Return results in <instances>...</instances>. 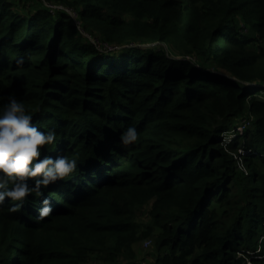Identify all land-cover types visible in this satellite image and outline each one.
Returning <instances> with one entry per match:
<instances>
[{"label": "trees", "instance_id": "1", "mask_svg": "<svg viewBox=\"0 0 264 264\" xmlns=\"http://www.w3.org/2000/svg\"><path fill=\"white\" fill-rule=\"evenodd\" d=\"M38 1L0 0V105L78 168L0 206V264L118 262L150 203L156 264H264V0H60L76 19Z\"/></svg>", "mask_w": 264, "mask_h": 264}, {"label": "clouds", "instance_id": "2", "mask_svg": "<svg viewBox=\"0 0 264 264\" xmlns=\"http://www.w3.org/2000/svg\"><path fill=\"white\" fill-rule=\"evenodd\" d=\"M56 140L55 129L42 130L34 122L33 112L14 94L0 105V206L6 200L20 202L12 204L13 211L19 210L32 193L42 196L43 188L76 172L77 158L42 154L44 146L53 145ZM138 140L135 126L128 127L121 134V142L126 146ZM39 204L37 219L43 220L53 214L48 197L44 196Z\"/></svg>", "mask_w": 264, "mask_h": 264}, {"label": "rangeland", "instance_id": "3", "mask_svg": "<svg viewBox=\"0 0 264 264\" xmlns=\"http://www.w3.org/2000/svg\"><path fill=\"white\" fill-rule=\"evenodd\" d=\"M45 2H50L49 0H42V2L38 1L36 4L34 3L33 6L35 8H38L41 6V3L45 4ZM51 2H55L54 5H62L60 0H51ZM22 5L21 7H23ZM92 42H94L95 45H97L99 48L102 50H110V49H115L112 47H109L107 44H104L101 46L97 40L90 39ZM145 47H150V46H162L167 53L176 59H191V60H196L195 58H189V57H183L179 56L175 52L171 51L167 46L162 45V44H153V45H144ZM198 62V61H197ZM246 119H243L239 123H236L235 125V131L228 133L227 136H225V141L230 142L232 139L235 138L236 136V131H238L240 134L243 133L245 128L249 123H246ZM239 158V156H237ZM241 162V161H240ZM151 206V203L143 207L138 215L137 222L140 225L139 228V234L138 236L141 238L137 243L132 245V252H124L121 258L119 259L118 262H102V264H156V248H155V240L154 237H146L142 238L143 233L146 230V226H148L151 223V218L149 216V208ZM150 242L151 244L149 245L148 248H145L146 242ZM111 247L113 246L112 243L110 244ZM257 252H260L259 250ZM88 264H101L99 260H96L95 258L91 259Z\"/></svg>", "mask_w": 264, "mask_h": 264}, {"label": "built area", "instance_id": "4", "mask_svg": "<svg viewBox=\"0 0 264 264\" xmlns=\"http://www.w3.org/2000/svg\"><path fill=\"white\" fill-rule=\"evenodd\" d=\"M45 6L47 8H49L50 10H52V12L57 11V10H61V11H65V12L69 13L70 16H72L74 19L77 18V15H76V13L74 11H72L70 8L65 7L63 5H54V4H51L49 2H45ZM150 244L151 243L149 241L146 242L145 248H148Z\"/></svg>", "mask_w": 264, "mask_h": 264}]
</instances>
